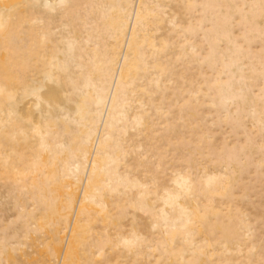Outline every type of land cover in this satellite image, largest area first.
<instances>
[{"label":"bare ground","instance_id":"1","mask_svg":"<svg viewBox=\"0 0 264 264\" xmlns=\"http://www.w3.org/2000/svg\"><path fill=\"white\" fill-rule=\"evenodd\" d=\"M0 264H264V0H0Z\"/></svg>","mask_w":264,"mask_h":264}]
</instances>
